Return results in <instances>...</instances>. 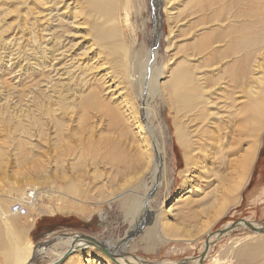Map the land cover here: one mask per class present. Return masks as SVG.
<instances>
[{
	"label": "rangeland",
	"instance_id": "374dc122",
	"mask_svg": "<svg viewBox=\"0 0 264 264\" xmlns=\"http://www.w3.org/2000/svg\"><path fill=\"white\" fill-rule=\"evenodd\" d=\"M50 1L53 0H25V5H21L19 4V0H0V99L5 98V96L9 94V99L14 98L15 100L16 96L13 92H16V90H26L34 80L41 82L40 84L43 88L44 86L49 87L47 88V95H52L54 98H57L55 102L53 99L51 101H44L38 111L30 107V104L26 102L28 101L27 99L17 106L13 105V101L11 100L5 110L7 115L5 111H0V153H2V151L7 153L6 158L0 159V161L4 160L0 163V202L4 201L6 204H3V206L0 205L2 211L5 213L4 216L8 217L7 211L14 198H21L29 191L40 193L38 194L36 200L37 205L34 210L30 208L28 214H22L15 220L18 222L15 225V229L23 231L20 235L15 234L18 239L17 241L20 242L22 246H24L26 242H29L32 244V248H39L43 247L47 242L50 243L52 241L51 239L56 236L71 235L77 237V235H83L92 237L110 247L112 246L111 243H118L122 245L120 247L127 254L126 256L137 259L140 258L139 260L143 264H194L193 259L198 257L203 251L204 242L207 237L212 235L210 239L213 241L215 239L213 233L220 229H225V226L239 220H247V222L264 226V194L258 201L254 203L248 202L249 193L253 187L257 182L264 179V120L261 122V130L258 134V139H261V148L258 150L252 165L248 184L240 192L239 204L236 206L235 204H229L226 206L225 212L220 213L221 211L217 210L215 213L214 209L209 208V210L203 205V193L199 190L205 188V182L203 183L205 185L201 184L197 188V197L196 192H192V190L190 192L185 190V192L182 193L176 191L177 186L181 182L178 172L184 169V160L181 149L177 146L174 132L177 120H180V115L185 111H180L177 115V119H175L174 111L176 110H173V108L177 106L182 110L188 108V100L194 103L195 99L201 93V90L198 85L196 87L197 89L194 91L187 89L183 85H177L175 88L168 86V83L172 79V74H174L176 70L179 71L182 68L186 70L187 66L192 67V64L200 67L202 66L201 64L204 63L211 65L210 68H200L195 70L194 73H197L198 77L202 80L200 84L205 87V92H203V94L212 93L210 95L212 105H208L205 108H210L211 106L210 109L214 113H219L218 116H216L217 121H211L212 124L210 125V120L208 119L200 121L198 119L189 122L187 119L183 118L181 122L184 123L185 126H182L180 121H178L180 123L179 128L183 130L190 128L193 131L198 128L200 130V123H202L204 126H209L208 131H215L217 127L222 129L223 126L228 123V118L226 117L231 110L232 101L238 102L237 107H244V104L239 103V100L245 97L241 92L244 86L240 89V84H237L236 80L234 85L232 82L234 77L232 75L239 73L238 77H240V75L244 76L246 82H249L246 84L247 89L251 85H255V78L261 77V79H263L264 77L263 58L261 59L262 61H260L261 69L256 70V75L254 73V76L250 78L253 71V62L260 59L256 54L260 49H264L263 35L260 37L254 36L258 37L256 41L258 47L254 48L256 54L252 53V55H249L247 62L242 64L239 62V60L242 59L241 57L251 52L246 51L243 53L242 48H239L242 50L240 54L225 52L224 56H226L227 59L221 60L219 63H216L218 61V55H211L208 62H205V57L201 61H191L190 65L183 60H185L186 54L191 53V47L195 41L199 42L208 38L207 42L204 43L211 45L213 52L223 50L224 53L227 44H230L229 37L240 40L243 35L252 36L262 31L264 29V0H219L216 1L217 6L214 9L209 11L204 10L202 13H200L202 9L194 8L192 5L187 4L190 8H186L187 5L184 7L187 2L186 0H171V8L169 9L171 10L170 14L176 16L172 25H170L167 13L162 10V8L165 7L164 4L166 0H128L129 4L135 7L131 10L129 16L125 18L124 12L121 10L118 14L119 24L117 23L106 27V29H119L121 33V35H118L113 40L115 44L119 41L124 44V47L116 52V54L120 56V60L115 59L116 55L100 51L97 45H93L94 41L86 35L89 32V27L93 25V16L89 13L88 8L86 13L88 15L90 14V16L86 17V22L82 20L86 23L88 28H77L80 31L78 30V34L73 36L71 35L73 31L69 24L71 23V6L65 10L63 4H59L57 6V15L61 13L60 15L67 21V23L64 24V34L66 35L64 38H68L66 42H64V45L66 44V51L68 52L66 53L67 59L70 60L71 58L72 42H80L82 44L78 50H75V53L72 54L73 56L75 55L74 58H77V55L82 52H87L86 58L84 59L85 62V60L88 61V58L94 54L97 55V66L93 65L96 69L89 73H85L84 77L80 80H78L79 76H75L76 73H74L75 79L72 81H69L70 75L67 81L64 78L65 75H63L62 68H60V66H62L60 64L64 61H54L53 57L49 56V52L58 47L57 45H53L52 41H47L50 31L52 32L51 34H53L55 30L52 26L55 27L56 25V22L53 23V21H56V16H54L56 11L54 10L53 13L48 16L49 11L45 9H53V7L43 5L42 3H49ZM62 1L67 3L70 2L71 4V0ZM206 3L207 0H203V2L198 5H202L206 9ZM193 8L196 9L195 12L192 10V12L190 11V9ZM185 9H187L189 13ZM216 9L217 11L215 12ZM213 11L216 15H213ZM43 12H45L44 14L47 16H45ZM212 15L213 17L216 16L215 19L219 22H215V19H211ZM227 17L230 21H233L231 30H227V26L225 25L222 26V23L224 24L227 22L225 20ZM45 18L49 21H46ZM52 18L54 19L52 20ZM203 23L205 24L204 26H202ZM170 28H172L173 32L171 33V38L167 41L165 38L168 36ZM190 32H192L191 35L195 36V38L190 35ZM42 39H45L48 43ZM153 41H158L159 45L155 57H153L154 52H152L155 45ZM13 44H15L14 47L16 46L17 50L12 46ZM36 45L37 47H34ZM90 46L96 48H93L94 50L91 49L90 53H88L87 49H89ZM39 47L41 48L40 50ZM189 47L190 51H188ZM6 49L9 50L10 53L12 51L14 52L15 49V54L11 53L13 58L9 56V52L6 51ZM32 51L33 54L31 53ZM147 51H149V55L145 56ZM125 53L130 55L129 58L125 60L126 63L123 62ZM9 58L11 59L10 62ZM15 58L16 61H14ZM24 59L29 60L25 61ZM252 60L254 61L252 62ZM29 61L32 63H28ZM66 63L69 64L71 62ZM130 64L133 68H140L144 64L148 68V72H152L153 69L156 70V68L159 69L164 64L167 65L166 73H164L163 79L161 80L162 82L167 81L164 83L165 89L162 86L160 96H156L152 99L148 113V123H151L157 132L161 130L160 134L157 135L160 137V140L163 141L166 152V157L163 159V163L165 162L167 164V173L165 174L164 181L169 178V186L171 185V188L166 191V182H164V185L150 196L152 200L150 205L153 212H140L138 214V219H135L126 212V205H118L116 200L98 199L95 197L98 195V192H100V189H103L102 187L106 185L105 180L114 183L112 186L113 188L115 187L113 189L115 192L117 186L122 185V183L118 176L116 177L114 173L109 174V171L105 170L106 167V169H109V166L100 164L97 168V166L91 165V162L89 163L87 160L90 156L99 157L105 150H112V153L116 154L119 149L123 150L126 147L131 148V145L136 146L138 143H141L135 127L137 123L132 120L133 116L127 113L128 110L124 107L122 101L126 99L130 100L132 97L133 101L131 102H135L134 106L137 111L140 112V109L142 110L143 107L144 93H146L147 87L143 85V87L138 90L137 94L139 96L136 94L130 97L125 92H122L121 89L125 88L126 85V68H128ZM44 67H46V69H44ZM56 67L60 68V70H56ZM47 68L49 71H46ZM51 70H53V73ZM108 70H111L116 78H112L111 76H109L110 78H104ZM51 75L54 76V79ZM44 77L46 79L48 78L47 80L49 83L47 85L44 83ZM59 79H61V82H66V84L60 85ZM51 80L53 82L56 81V83L58 82L56 90L51 88ZM111 82L113 83L111 89H114L118 84L115 88L116 91L111 93L113 94L112 98L110 95H104V92L108 89L106 88L107 85H110ZM13 87L17 88L12 90ZM170 88L176 90V94L169 92ZM59 94L61 99H58ZM183 94H185V97L182 96ZM239 95H243L242 98H237ZM114 97H117V99H113ZM66 98L77 108L82 106L81 109L77 110L75 115L67 116L61 112L63 107H66ZM81 99H84L83 102ZM96 101L103 107L100 106L101 108H98L99 111L96 109L97 106L93 107V103ZM1 102H3V99ZM103 102L107 106L109 103V110L106 111L108 107H105ZM110 107L112 109H110ZM121 108L124 109L121 110ZM247 108L249 116H251V111L254 112V107L249 105ZM48 109L49 112L51 109H58L56 119H58L59 122L62 121L65 123L64 128H58L62 130L58 142L56 138V128L54 129L51 123L46 124L44 118L46 117L44 114ZM94 109H96L97 112ZM111 110L117 113L116 120L111 118ZM130 116H132L131 119ZM211 118L213 117L211 116ZM17 122H20L21 126L24 128H32L37 123L46 124V127L43 126V129H47L46 140L40 141V149L37 148L34 150L36 156L35 160L37 162L44 164L47 163V161L52 162L53 160H59L57 156H62L63 153L69 152V150L71 153V145L72 148H79L78 150L82 151L83 156L85 155L81 158L82 161L76 162L78 167L83 165V162L86 164L83 169L86 174L84 178L85 182L83 184H78V191L80 192L74 194L75 199L72 203L71 187L67 190L66 187L69 182H71V176L75 178L82 174L71 171L66 164V172L64 174L55 171L52 166L53 164H48V170H42L41 173L40 170H33V168H31L33 164H29V162H20L18 156L14 157L13 149L16 150L15 146L17 145V140L15 139L21 136L22 140L20 138L18 139L25 144V147L27 143L26 140H24V136L19 133L21 127L16 124ZM138 123H141L140 126L145 132L146 129L144 128L145 126L141 117H139ZM90 125L93 126L91 127ZM108 127L110 128L108 129ZM90 128H93V130L95 129L94 132ZM72 132L73 135L75 133L74 136L71 134ZM195 133L196 131L193 132L192 135ZM221 135L223 136L222 132ZM191 136L189 137L191 138ZM149 142V144L152 145L150 137ZM33 143H36V141L34 140ZM27 147L29 146L27 145ZM228 149L229 152L235 150L233 146L228 147ZM240 153L241 151L238 154ZM92 154H94V156ZM68 160L71 162V156ZM201 161L205 169H209L211 162L214 163L211 153H207V158ZM172 163L175 164V167ZM170 166L173 169H171ZM148 174L149 175L145 176L146 182L147 185H151V172ZM106 177L109 178L107 179ZM135 177H137V175ZM137 181L138 179L133 183L135 184L136 182L138 186L140 182ZM194 183L189 185L190 189H192L191 186H193ZM59 187L62 188V190L59 189ZM14 188H17V192H15ZM47 188L50 189L46 190ZM12 189H14V191H12ZM83 190L86 191V194ZM41 191H44L43 194L47 196L52 193L55 195L49 196L48 198L42 195ZM159 207H161L164 213L172 207L170 214L164 218L168 226L167 229H172V231L177 234V237H172L175 238L172 239L170 236L172 232L166 230L167 237L170 238L169 241L162 244L156 243L154 239H148L144 236V232H142L148 228V226H152L154 217L158 214L157 210H159ZM29 221H34L32 227H29ZM134 221H139L138 224L140 225H136ZM0 223H2L1 218ZM0 232L3 233L2 235L4 237L3 248L0 250V264H6L5 252L9 249L10 242L1 226ZM256 244H261L263 248H261L260 254H255V258L258 260V263L261 262L260 264H264V234H254V231L248 226H237V228L226 232L222 237L211 244L203 264H239L237 262L239 251H242L243 248L249 249ZM60 251H63V249H60L59 252ZM92 253L93 255L89 257H87L85 253L79 256L71 253L68 258L66 257L59 264H103V259L107 258L106 255L95 248ZM53 258V255L42 253L36 256L34 262L35 264H48ZM185 259L190 260L184 262Z\"/></svg>",
	"mask_w": 264,
	"mask_h": 264
},
{
	"label": "bare ground",
	"instance_id": "6f19581e",
	"mask_svg": "<svg viewBox=\"0 0 264 264\" xmlns=\"http://www.w3.org/2000/svg\"><path fill=\"white\" fill-rule=\"evenodd\" d=\"M186 1L187 2H186L184 7H186L187 4L192 5L194 8L196 7V8H199L200 10L202 9L200 11V13H202V12H204V10L209 11L211 9H214L217 6L216 1H219V0H207V3L205 5L206 9L204 8V6L198 5L199 3H202L203 0H186ZM19 2H20L19 4L25 5V0H19ZM170 2H171V0H166V3L164 2L165 7L162 8V10H163V12L167 13V15L169 17L170 25H172V23H174V21H175L176 16H173L172 14H170V12H171V10H169L171 8ZM156 3H157V1H156ZM42 4L53 7V9H45V10L49 11L48 16H50V14H52L54 10L56 11L55 15H54V16H56V21H53V23L56 22V25H55V27L52 26V28H55V30L53 31V34H51L52 32L50 31V34H49L47 41L48 40L52 41L53 45H57L58 47L55 48V50L52 49L51 52H49L50 53L49 56H52L54 61H59V60L64 61L62 64H60V65H62V66H60V68H62L63 75H65L64 78L66 81H67V78L69 77V75H70L69 81L74 80L75 76H77V75L79 76L78 80H80L81 78L84 77L85 73H89L92 70L96 69L93 65H96L97 55L94 54L93 55L94 57L91 56L90 58H88V61L85 60V62H84V59L86 58L87 52H82L79 55H77V58H74L75 55L73 56L72 54H74L75 50H78V48L82 44L80 42L79 43H73L72 42L71 43V58H70L71 61L69 59H67L66 53H68V52L66 51V48H65L66 44L64 45V42H66V40L68 39L67 37L64 38L66 36L64 34L65 33L64 24L67 23V21L65 20V18L62 15H60L61 13L59 15H57L58 14L57 6L59 4H61V5L63 4V7L65 10L68 9L69 6H71V23H69L71 25V30L73 31V32H71V35H73V36L77 35L78 30H79L77 28H79V27H83V28L87 27L88 28V26L85 23L86 17L90 16V14H91L94 17V18L92 17V21H93L92 24L93 25H91L89 27V32L87 31L88 33L87 34L85 33V34L88 35L91 38V40L94 41L93 45H97L100 51H105V52H108L110 54L116 55V58H115L116 60L121 59L120 56H118L116 54V52L119 49H122L124 47V44L120 41L117 42V44H115V42H113V40L118 35H121V33H120L119 29H115V28L106 29V27L112 26V25L117 24V23L119 24L118 14H119V11H121V10L124 12L125 18L129 16V14L131 13V10H133L135 7L131 4H129L128 0H71V4H70V2L69 3L63 2L62 0H53V1H50L49 3L43 2ZM188 5L186 8H190ZM87 8L89 9V13H90L89 15L86 13ZM194 8L190 9V11L192 10L193 12H195L196 9H194ZM185 10H187V9H185ZM216 11H217V9L215 10V12ZM215 12L214 11L212 12L213 15L215 14ZM40 13H41V11H40ZM44 13L45 12H43V14ZM188 13H189V11H188ZM44 15L47 16L46 14H44ZM213 15L211 16V19L216 18V16L213 17ZM37 17H39V16H37ZM84 17H85V19H84ZM164 17H166V16H164ZM47 18H45L46 21H49V20H47ZM45 19H43V20H45ZM53 19L54 18H52V20ZM82 20L85 22H83ZM225 20L227 22H225L224 24L222 23V26L225 25V26H227V30H231V24L233 23V21H230V19L228 17L225 18ZM214 21L219 22L216 19ZM204 25L205 24L203 23L202 26H204ZM173 27H175V26H173ZM172 28H170V31H169L170 35L168 34V36L165 38V40H167V41L171 38V33L173 32ZM96 30H98V31H96ZM192 30H193V28H192ZM191 33L192 32H190V35H191ZM201 35H203V34H201ZM261 35H263V37H264V29L258 33L253 34L252 36L251 35L250 36L249 35H243L242 39H240V40H238L236 38H230L229 37L230 44H227L224 53H223V50L213 52V50L211 48L212 46L207 45V43L206 44L204 43V42H207L208 38L201 40L199 42L195 41L191 47V53L186 54L185 60H183V61L187 62L190 65L191 61H194V60L201 61L205 57L204 58L205 62H208L209 57L211 55H218V58H217L218 61L216 63H219L221 60L227 59L226 56H224L225 52L240 54L242 50H243V53L246 51L247 52L251 51L250 53L248 52V54H245L243 57H241L242 59L239 60V62L241 64L245 63V62H247V58L249 55H252V53L256 54V51L254 50V48L258 47V44L256 42L258 37H254V36L260 37ZM191 36H193V35H191ZM193 37L195 38V36H193ZM42 40H45V39H42ZM159 41H160V39H159ZM153 44H155V45H154L152 52H154L153 57H155L157 55V51L159 49L158 41L154 42ZM14 45L15 44H13L12 46L14 47ZM39 45H41V44H39ZM34 47H37V45ZM9 48H11V47H9ZM14 48L17 50L16 46ZM93 48L95 49L96 47L90 46L89 49H87L88 53H90L91 49L94 50ZM239 48H242V50ZM15 49H14V52L12 51L11 53L15 54ZM40 49L41 48L39 47V50ZM32 50H34V49H32ZM6 51L9 52V50H7V49H6ZM188 51H190V47H189ZM37 52H38V50H37ZM11 53L10 52L8 53L9 56H11ZM31 53L33 54V51ZM148 55H149V51L146 52L145 56H148ZM256 55H257V57H260V59H258L257 61L252 60V62L254 61L253 62L254 64L252 66V70L254 72L252 71V75L250 78H252V76H254V73L257 72L256 70L261 69L260 61H262L261 59L264 58V49L263 50L260 49V51ZM14 56H16V55H14ZM117 56H118V58H117ZM129 56H130L129 54L125 53V58L123 61L124 63H126L125 60L128 59ZM40 59H38V60H40ZM53 59H52V61H53ZM10 60L11 59L9 58V62H10ZM28 60H25V61H28ZM14 61H16V58ZM48 61H50V60H48ZM66 62H71V63L67 64ZM28 63H32V62L29 61ZM55 64H56V62H55ZM13 65H14V63H13ZM31 65H33V64H31ZM51 65H52V63H51ZM201 65L202 66L200 67L198 65L192 64V67L187 66L186 70H183V68L179 71L176 70L175 73L172 74L171 81L168 83V86H170V87L175 88V86H177V85H183L187 89L192 90V91L197 89L196 87L198 85L200 90H201V93L195 99L194 103H192L188 100V103H187L188 108H184L183 110L178 106L173 108V110H176V111H174V114H175L174 118L175 119H177V115L179 114L180 111H185V112H182V114L180 115V120L179 119L177 120L175 132H174V136L176 138L175 140H176L177 146L180 147L181 152H182V156H183V160H184V169L178 172V176L180 177L181 182L177 186L176 191H178L179 193H182V192H185V190L187 192H190L192 190V192L193 191L196 192V197H197L198 196L197 188L205 182L206 185L203 184V185H205V188H203V189L201 188L199 190V191H202V193H203V196H202V198L204 199L203 205L205 206V208L214 209L215 213L217 210H220L221 211L220 213H223L226 211L227 205H229V204L234 205L235 204V206H236L237 204H239L240 192L248 184V181L250 179V172L252 169V165L255 161L258 150L261 148V139H258V134L261 130V122L264 120V77H263V79H261V77L255 78L256 79L255 85L254 86L251 85L247 89L246 84L249 82H246L244 76L240 75V77H238L239 73L236 75H232L234 77V79L232 80L234 85H235V80H236V83L240 84L239 85L240 89L242 86H244V88L242 87L241 92L244 94L245 97L242 98L243 95H239V97H237V98H242L241 100H239V103L244 104V107H237L238 102L232 101L231 110L228 112V114H227L228 116L226 117V118H228V121H227L228 123L225 124L222 129L220 127H217L215 131H210V130L208 131L209 126H207V125L204 126L202 123H200L201 124L200 130L198 128L195 129L196 133L193 134L194 135L193 136L192 133L195 131L191 130L190 128H187L186 130L179 128L180 123L182 126L184 125V123L181 122V120L183 118L187 119V121H189V122H192V121H195L198 119H199V121L203 120V119H208V120H210L209 124L211 125L212 124L211 121H217L216 116H218V114H219V113H214L210 109L211 106H210V108H205L208 105H212V102L210 101L211 100L210 95L212 93L209 92L205 95L203 94V92H205L204 91L205 87H203L202 84H200V83H202V80L200 77H198L197 73H194V72H195V70H198L200 68H205V67L210 68L211 65H207L206 63L201 64ZM244 66H246V65H244ZM233 67H235V66H233ZM52 68H54V67H52ZM60 68L56 67V70H58V69L60 70ZM166 68H167V65H165V64L163 66H161L159 69H157V68H156V70L153 69L152 72H148V68L144 64L140 68H133V67H131V64L128 65V68H126V73H125L126 85H125V88L121 89L122 92H125L128 96L131 97V96H135L137 94L138 90L143 87V85H146V87H147L146 93H144L145 97L143 99V104H142L143 107H142V110L140 109V112L137 111L136 107L134 106L135 102L134 103L131 102V101H133L132 97L130 98V100L126 99V100L122 101L123 102L122 104L128 110L127 113L129 115L133 116V117L130 116V119L132 117V120L136 121V123H137L135 127L137 130V133L139 134L138 137H140L139 140L141 141V143H138L136 146L131 145V148L126 147L123 150L119 149L116 154L112 153V150H105V151H103L102 154H100L99 157H96V156L91 157L90 156V158H88V159L86 158L89 163L91 162L90 163L91 165L97 166V168H98V165H100V164L103 166H109L108 167L109 169H106L107 168L106 167L105 170L109 171V174L114 173V175L116 177L118 176L120 179V182L122 183V185L117 186V190L115 192V190L113 191V189L115 187L113 188V186H112L114 183L110 182L109 180H105L106 185L102 187L103 189H100V192H98V195L95 197H97L98 199L102 198V199L116 200L118 202V205H121V206L126 205V207H127L126 212L128 214L132 215L135 219H138V214L140 212H147V213L153 212L151 205H150L152 202L150 196L153 195V193H155V191L158 188H160L162 185H164V182H166V186H165L166 191L171 188V185L169 186V178H168V180L164 181L165 174L167 173V166H166L167 164L165 162L163 163V159L166 157V152L164 149L163 141L160 140V137H158V135H157V134H160L161 130L157 132V130L154 129V127L151 125V123H148L149 122L148 113H149L151 101H152V99H154V97L160 96L162 86L165 89L164 83H166L167 81L162 82L161 80L163 79L164 73H166ZM44 69H46V67H44ZM64 69L66 70V73H65ZM212 69H213V67H212ZM229 69H230V67H229ZM46 71H49L48 68ZM229 71H231V70H229ZM51 72L53 73V70H51ZM74 73H76L75 76H74ZM167 73H168V71H167ZM171 73H170V75H171ZM219 73H220V71H219ZM55 74H54V76H55ZM255 75H256V73H255ZM11 76H15V75H11ZM54 76L51 75V77H53V79H54ZM109 76H111L112 78H116L115 75L112 74L111 70H108L105 73L104 78L109 77ZM45 77H48V76H45ZM47 79L45 78V81H44L45 85H47L49 83V81ZM51 81H50V83H51ZM54 82L56 83V81H54ZM54 82L52 81L51 88L56 90L57 89L56 85L58 82L56 84ZM40 83L41 82L34 80L33 83L26 90H23V91L16 90V92H13V94H15V96H16L15 100L12 97H10L12 99H9V97H8L9 94L6 95L5 98H1L0 102L2 99H3V102H1V104H0V107H1L0 111L4 112L7 109L6 107L9 105V102L11 100L13 101V105L17 106L20 103H22V101H26L25 99H27L29 102L28 101H26V102L30 104V107H33L37 111L40 110L39 108H41V105L43 104L44 101H51L53 99L55 102V99H57V98H54L52 95H47V93H48L47 88H49V87L44 86V88H43ZM59 83H60V85L66 84V82H61V79H59ZM112 84L113 83L111 82L110 85H107L106 88H108V89L104 92V95H107V96L110 95L111 98L113 97V94H111V93L115 92L116 91L115 88L118 86V84H117L114 87V89H111ZM16 88L17 87H13L12 90H15ZM169 92L176 94V90H174L172 88L169 89ZM182 96L185 97V94H183ZM58 99H61L60 94H59ZM113 99H117V97H114ZM81 100L83 102L84 99H81ZM97 100H98V98H97ZM66 102H67L66 107H63V110L61 112L67 116L68 115H75L77 110L81 109V107H82V106H79L77 108L67 98H66ZM101 104H102V101H101ZM249 105L254 107L253 108L254 112L251 111V116H249V113L247 111L248 110L247 106H249ZM4 106H5V108H4ZM100 106L102 107V105H99L98 101L93 103V107H96L97 110H98V108L99 109L101 108ZM106 106L107 105L105 104V107ZM107 107H108V109H106V111L109 110V103H108ZM96 109H94V110H96ZM110 109H112V108L110 107ZM122 109H124V108H121V110ZM97 110H96V112H97ZM57 112H58V109L57 110L51 109L50 112L48 109V111H46V113L44 114V116H46L44 118L46 120V124L51 123L52 124L51 126H53L54 129L56 128V138H57V142H58L59 141L58 138H60L61 134H62V130H59L58 128L59 127L64 128L65 123H63L62 121L59 122V120L56 119ZM107 113H109V112H107ZM124 113H125V111H124ZM6 115H7V112H6ZM129 115H128V117H129ZM110 116L114 120L117 119V113L114 112L113 110H111ZM211 116L213 118H211ZM139 117H141L143 120V124L145 126L144 128L146 129L145 132L143 131L142 127L140 126L141 123L140 124L138 123ZM126 120L128 121L127 118H126ZM178 121H180V123ZM16 124L19 127H21V131L19 133L24 136V140H26V143L29 146V147H27V145H26V147H25V144L23 142H21V140H22L21 136L18 137L21 140L18 138L15 139V140H17L16 141L17 145L15 146L16 150L13 149L14 157L18 156L20 158V162H22V163L29 162V164H33V166L31 168H33V170H40L41 173H42V170L43 171L48 170L47 169L48 164H53L52 166L54 167L55 171L60 172L61 174H64L66 172L65 171L66 170L65 164H66L69 167V169H71V171H75L78 174H82V175H79L75 178H72L73 176H71V182H69V184L66 187V190L69 189V187H71V203H72V201L75 199L74 194L80 192V191H78V187H79L78 184H83L85 182L84 178L86 177V174H85V171L83 169L85 168L86 164H84V162H83V165H81L79 167L76 164V162L82 161L81 158H83L85 155L83 156L82 151L78 150L79 148L78 149L72 148V145H71V153L69 150V152L63 153L62 156H60V155H59V157L57 156V158L59 160H55V161L53 160L52 162L47 161V163H44V164L37 162L35 160L36 156H35L34 150H36L37 148L40 149L39 146H41V145L39 142L46 140L47 129H43V126L46 127V124L44 125V123H37L32 128H24L21 126L20 122H17ZM110 127H108V129ZM95 128H96V126H95ZM83 129H84V127H83ZM90 129L93 130V128H90ZM94 130H93V132H94ZM221 132H222L223 136L221 135ZM71 134L73 135V132ZM74 135H75V133H74ZM189 136H191V138ZM149 137L152 141V145L149 144L150 143ZM34 140L36 141V143H33ZM60 140H63V139H60ZM230 146H233L235 148V150H232L229 152L228 147H230ZM151 147H152V149H151ZM142 148H143V150H142ZM240 151H241V153L238 154ZM207 153L212 154V161L214 162V163L211 162L209 169H205V167L201 163L202 162L201 160L207 158ZM92 155L94 156V154H92ZM96 155H97V153H96ZM6 156H7V153H4V151H2V153H0V159L6 158ZM70 156H71V162H69V160H68V158ZM119 156H121V157H119ZM3 161L4 160L0 161V163ZM172 165L175 167L174 163H172ZM0 168H1V166H0ZM45 169H47V170H45ZM171 169H173V168L171 167ZM150 172L152 175L151 185H147L145 176L149 175L148 173H150ZM193 173H196V174H193ZM133 175H135V176L137 175V177H135ZM106 178L108 179L109 177H106ZM136 179H138V181L140 182V185H138V186L136 185V182H135V184L133 183ZM172 181H175V180H172ZM191 183H194V185L191 186L192 189L189 188V185ZM203 185H202V187H203ZM14 189H15V192H17V188H14ZM14 189H12V191H14ZM49 189L50 188H47L46 190H49ZM59 189L62 190V188H60V187H59ZM84 191L85 190H83V192ZM52 192H54V191H52ZM41 193H42V195L47 196V195L43 194L44 191H41ZM84 193L86 194V191ZM38 194H40V193L39 192L37 193L34 191H29L21 198H18V199L14 198L12 200L13 202L10 204L8 211H7L8 217L4 216L5 213L2 211V207H1V205L3 206V204H5V202L4 201L0 202V204H1L0 205V213H1L0 218L2 220V223H0V226L4 229V234L7 235V238L10 242L9 249L5 252L6 264H35L34 260H35L36 256L39 254H42V253L43 254L46 253L48 255H53L54 256L53 260H51V261L49 260L50 262L48 264H55L59 260H61L63 258V256H65V254L68 253L70 248L73 249V251L71 253L75 254L77 256H79L80 254H83V253H85L87 257H89L90 255H93L92 251H93L94 247L88 246L87 243H84L81 240H76V237H73L71 235L53 237L51 239L52 241L49 243L48 246L44 245L43 247H39V248H32V244L29 242H26L24 244V246H22L20 244V242L17 241L18 239H17L15 234L20 235V233L23 231L15 229V225L18 223L15 220H16V218L20 217V215H22V214H20L18 211H12V208L14 207L15 204H18L22 209H24L23 214H28L29 209L32 208L34 210L35 206L37 205L36 200L38 198ZM263 194H264V179L262 181L260 180L259 182H257V184L253 187V189L249 193L248 202L254 203V202L258 201ZM52 195H55V194H53V193L49 194V196H52ZM49 196H47V197L49 198ZM50 199H51V197H50ZM61 206H62V204H61ZM157 209H158V206H157ZM171 209H172V207L169 208L164 213L163 210H161V207H159V210H157L158 214L154 217V221H153L154 223L152 224V226H150V227L148 226V228H146L144 231H142V232H144L145 237H147L148 239H154L156 241V243H159V244L166 243L167 241H169L170 237H167V231L168 230L170 232H172V234L170 235L171 238L177 237V234L175 232H173L172 229H167L168 226H167L166 220L164 218L168 214H170ZM209 213H211V212H209ZM28 223H30L29 227H32L34 224V221H29ZM134 223L136 225H140V224H138L139 221H137V222L134 221ZM246 223L241 221L238 223L237 226H240V227L249 226L248 224L250 222H247V220H246ZM250 224H252L250 228H252L253 230L255 229L254 234H259V235L264 234V232L261 233V231L259 230L260 228H262L261 226H259L257 224H253V223H250ZM230 225L231 224L225 226V228L227 229ZM142 227H144V226H142ZM228 231H230V230H226V232H228ZM2 234L3 233L0 232V250H1V248H3V244H4V237ZM213 237H215V236H213ZM211 238H212V236H211ZM172 239H175V238H172ZM148 241H150V240H148ZM210 241H212V240L210 239ZM175 242H177V241H175ZM111 245L112 246L110 247L107 244L103 243V246L105 248H108V253L111 256V258H109L107 256V258L103 259V261H102L103 264H143L139 260L140 258L137 259V258H132V257L126 256L127 254L120 247L122 245H119L118 243H115V244L111 243ZM261 248H263V246L261 244H256L254 246H251L249 249L243 248L242 251H239L240 254L238 253L237 262L239 264H249V263L250 264H259L258 260L255 258V254H260ZM60 249H63V251L59 252ZM71 253H69V254L71 255ZM67 258H68V256H67ZM197 262H198V259H195L194 264H197ZM156 264H161V263H156ZM164 264H166V263H164ZM167 264H169V263H167Z\"/></svg>",
	"mask_w": 264,
	"mask_h": 264
},
{
	"label": "water",
	"instance_id": "95a60500",
	"mask_svg": "<svg viewBox=\"0 0 264 264\" xmlns=\"http://www.w3.org/2000/svg\"><path fill=\"white\" fill-rule=\"evenodd\" d=\"M240 221H243V222L246 223V220H245V221H244V220L235 221V222H233V223H232L227 229H226V228H225V229L223 228V229H220V230L216 231L215 233H213V235L215 236V239H214L213 241H210V240H209V239L211 238L212 235H211V236H208L207 239H206L205 242H204V248H203V251L201 252V254H200L198 257L195 258V259H198V263H197V264H203V261H204V259H205V256H206V254H207V252H208V250H209L211 244H212L215 240H217L218 238L222 237V236L226 233V230H233V229L237 228V225H238V223H239ZM246 224H247V223H246ZM248 225H249L248 227L250 228L252 224L249 223ZM261 227H262V228H260L259 230H260L261 233H262V232H264V226H261ZM251 230H252V231H255V229L253 230L252 228H251ZM76 240H81V241H83L84 243H87L88 246L94 247L96 250H98V251L101 252L102 254L108 256L109 258H111V256H110L109 253H108V248H105V247L103 246V243L97 241L96 239H94V238H92V237H89V236L77 235ZM48 245H49V242H47V243L45 244V246H48ZM72 251H73V249L70 248V250L68 251V253L65 254V256H63V258H62L61 260H59L57 263H55V264H59V263H61V262L63 261V259H64L65 257L69 256V255H70L69 253H71ZM195 259H193V260H195ZM189 260H190V259H188V260L185 259L184 262H185V261H189Z\"/></svg>",
	"mask_w": 264,
	"mask_h": 264
},
{
	"label": "built area",
	"instance_id": "2783aa9c",
	"mask_svg": "<svg viewBox=\"0 0 264 264\" xmlns=\"http://www.w3.org/2000/svg\"><path fill=\"white\" fill-rule=\"evenodd\" d=\"M12 211H18L20 214L24 213V209H22L18 204H15L12 208Z\"/></svg>",
	"mask_w": 264,
	"mask_h": 264
},
{
	"label": "crops",
	"instance_id": "0c3cea01",
	"mask_svg": "<svg viewBox=\"0 0 264 264\" xmlns=\"http://www.w3.org/2000/svg\"><path fill=\"white\" fill-rule=\"evenodd\" d=\"M260 263H261V262H260ZM260 263H259V264H260Z\"/></svg>",
	"mask_w": 264,
	"mask_h": 264
}]
</instances>
